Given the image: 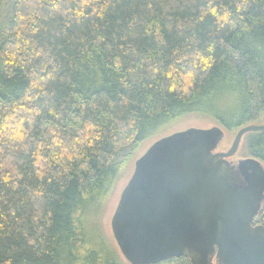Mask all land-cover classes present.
Here are the masks:
<instances>
[{
    "label": "trees",
    "instance_id": "1",
    "mask_svg": "<svg viewBox=\"0 0 264 264\" xmlns=\"http://www.w3.org/2000/svg\"><path fill=\"white\" fill-rule=\"evenodd\" d=\"M190 116L264 122V0H0V264H129L102 208Z\"/></svg>",
    "mask_w": 264,
    "mask_h": 264
},
{
    "label": "water",
    "instance_id": "2",
    "mask_svg": "<svg viewBox=\"0 0 264 264\" xmlns=\"http://www.w3.org/2000/svg\"><path fill=\"white\" fill-rule=\"evenodd\" d=\"M239 128L226 152H215L224 130L190 127L153 141L135 160L111 217V231L129 264L187 258L190 264H264V226L255 218L264 201V166L238 160L244 184L222 169L249 132Z\"/></svg>",
    "mask_w": 264,
    "mask_h": 264
},
{
    "label": "rangeland",
    "instance_id": "3",
    "mask_svg": "<svg viewBox=\"0 0 264 264\" xmlns=\"http://www.w3.org/2000/svg\"><path fill=\"white\" fill-rule=\"evenodd\" d=\"M214 125H217V124L214 123L213 121L209 120V119L200 118V117H196V116H190V117L185 118L180 123H178V125L175 126L173 129H171L169 132L184 130V129H187L190 127L210 128ZM237 130L236 129L232 130V131L224 130L223 138L220 141V143L218 144L217 148L215 149V152H226L230 148ZM153 141L154 140L147 141L140 146V149L136 155V158L129 163V165L127 166V169L124 170L123 173L121 174V178L115 184V186L112 190V193L110 194L109 198L107 199L104 207L102 208L101 215L99 216L100 225H101V232L104 235V237L107 241V244H109L111 246V248H113L117 251H119V249H118V247L115 243V240L113 238L111 226H110L111 217L113 215V212H114L115 207L117 205V202L119 200L120 193H121L122 189L124 188V186L126 185L127 181L129 180V178L133 172L135 160L137 158H139L146 151V149L149 147V145ZM243 141H244V136L241 139V142H240V145L238 147L237 152L233 156L229 157V160L233 161L234 163H237L238 160H240V159H244V158L249 157L243 151L244 150ZM263 166H264V164H263Z\"/></svg>",
    "mask_w": 264,
    "mask_h": 264
},
{
    "label": "flooded vegetation",
    "instance_id": "4",
    "mask_svg": "<svg viewBox=\"0 0 264 264\" xmlns=\"http://www.w3.org/2000/svg\"><path fill=\"white\" fill-rule=\"evenodd\" d=\"M229 160V158H228ZM225 176L229 178L231 182L238 183V184H244L243 177L239 173L236 163L229 160L228 164H225L222 169Z\"/></svg>",
    "mask_w": 264,
    "mask_h": 264
}]
</instances>
